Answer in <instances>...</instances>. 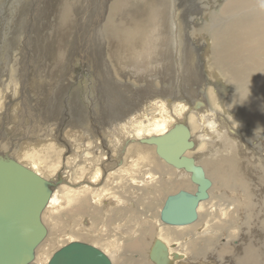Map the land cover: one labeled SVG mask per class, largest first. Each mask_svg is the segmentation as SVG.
Wrapping results in <instances>:
<instances>
[{
    "label": "bare ground",
    "instance_id": "1",
    "mask_svg": "<svg viewBox=\"0 0 264 264\" xmlns=\"http://www.w3.org/2000/svg\"><path fill=\"white\" fill-rule=\"evenodd\" d=\"M207 1L202 8H199L200 4L197 6L199 21L196 27L192 18L188 28L185 18L187 34L183 38L187 49L184 56L192 57L189 68L203 64L200 74L206 82L199 78L198 84L207 103L203 98H194L196 94L187 83L182 89L174 86L173 92L177 96L171 102H165L170 88L167 90L159 85L171 74L164 70L166 61L171 62L172 40L171 25L167 26V0H106L101 15L90 12L92 0L44 1L42 11L47 13V21L34 46L40 40L47 41V45L43 50L36 48L34 53L52 51L55 55L57 52L63 75L59 81L58 72L48 70L47 81L41 83L43 74H30L29 79L33 77L38 86L27 87L28 70L23 62H16L10 69V87L3 86L0 91V160L19 162L48 183L50 195L40 215V222L47 232L37 246L39 249H35V252H42L40 249L46 252L45 264L64 247L61 245L70 243L93 247L108 257L111 264H201L197 259L206 258L208 251L214 253L216 248L213 260L263 264L260 256H264V11L258 10L255 0H221L220 9L215 0ZM173 41H176L175 37ZM20 43L17 38L14 45ZM201 52L204 62L199 57ZM184 56L183 60L186 59ZM10 62L13 64L14 58ZM76 65L92 75L88 94L92 90L97 97L105 98L100 92L105 88L109 105L133 96L138 100V109L130 108L122 115V119L132 115L125 124H106L105 163H101L103 153L96 160L78 157L68 164L67 176L63 171L61 175L58 173L47 179L46 176H52L61 166L64 147L55 140L61 135L60 131L66 129L69 143L79 147L82 141L83 148L91 133L86 128L88 121L85 126L82 123L84 116L79 107L68 114L77 98L72 91L73 76L79 70L75 69ZM7 70L10 71L9 64ZM66 77L65 94L61 95L60 88L64 87ZM68 92L72 102L65 98ZM15 98L20 100L10 107ZM62 107L60 119L65 120L68 115L76 118L67 126L66 121H59ZM109 121L106 117V122ZM181 122L189 128L194 142L193 148L184 156L193 157L196 165L204 167L205 177L212 186L207 191L208 199L198 204L197 220L193 224L171 226L160 220L166 197L180 190L187 191L189 187L192 188L190 193H194L196 185L190 181L189 173L177 170L160 158L154 144L141 140L162 136ZM238 125L245 130L239 136L244 143L236 140L235 127ZM198 126L202 134H196ZM81 135L84 141L80 140ZM108 140L115 142L111 148ZM198 140L204 143L198 145ZM92 144L89 151L98 147V143ZM67 156H63L62 167L68 162L66 158H71ZM130 158L133 159V172L127 166ZM112 165L115 167L111 168ZM95 167H103L102 172L98 169L100 173L91 175L86 183H69L70 177L79 181L88 169L96 171ZM61 184L70 188H57ZM98 185L101 186L97 188ZM154 203L158 204L154 207ZM150 206L154 208L148 215ZM64 218L68 221L64 222ZM242 227L254 233L237 252L225 242L219 246L222 232L232 229L225 235L226 242H232ZM66 231H69L67 238L63 235ZM83 239L93 241L84 244ZM55 242L61 245H54ZM103 242L102 251L110 250V256L98 249ZM126 253L136 257L124 258ZM35 257L34 253L33 264H36Z\"/></svg>",
    "mask_w": 264,
    "mask_h": 264
},
{
    "label": "rangeland",
    "instance_id": "2",
    "mask_svg": "<svg viewBox=\"0 0 264 264\" xmlns=\"http://www.w3.org/2000/svg\"><path fill=\"white\" fill-rule=\"evenodd\" d=\"M44 1L45 0H0V91L1 89L3 88V86H9L8 84V76H9V73L11 72L10 69H12L14 67V64L17 62H23L22 64H24V66L27 68L28 70V77L26 76L25 79H26V82L28 80V84H26L27 87H35V86H38V83L37 81L34 79L31 78V80L29 79L31 77V75L33 74H36V73H41V78H40V82L42 83L43 81H47V79H45V77L47 78V71L50 70V71H56L58 72V80L60 81L61 79V75H63V66L61 64V59L59 58V54H57V52H55V55L54 52L50 51V52H42V53H39V55L37 54V52L34 53L35 49L37 48V50H43L44 46L47 45V41H44V40H40L38 43L37 46H34L36 45L37 43V39L41 36V32L45 26V23L47 21V13L43 12L42 11V7H44ZM186 1V2H185ZM194 1V0H193ZM193 1L192 0H167V5L168 6V11H169V16H168V22L167 23V26L169 28V26L171 25V31H170V37L172 35V40H170V52H169V56H170V59H171V62H169L168 60L166 61V66H165V71L168 72L170 75H169V78H167L165 80V82H163L162 84L160 83V87L162 86L163 88L167 89L170 88V92L167 93V95L164 97L165 99V102L169 103L171 102V100L173 98H175L177 95L173 92L174 90V86L176 88H180L182 89L183 85H185V83H187V85H189L191 88V91H193L194 94V98L198 99L199 97L200 98H204V93L201 91L202 88L199 86L198 84V79L200 78L201 81L203 82H206V79L205 77H202L203 74H200V72L202 71L203 72V64H196L195 66H193L191 69L189 68L188 66V62L189 60L192 58L191 56H184L185 52L187 51V49L185 48L186 46H184V40L183 38L185 37V34L186 33V30H185V18H186V22H187V27L189 28L190 24H191V19L193 18L194 20V26L196 27L198 25V21H199V17L197 15L198 13V10H197V6H199L200 4V7L199 8H202V5H206L208 3L207 0H195L194 1V4H193ZM216 1V5H218L217 7L220 9L221 7V0H215ZM185 2V3H184ZM196 2V3H195ZM183 5H182V4ZM198 3V4H197ZM219 3V4H218ZM94 4V5H92ZM180 4V5H178ZM193 4V5H192ZM37 5V6H36ZM102 5H106V0H92V3H90V12L93 13V15L95 14H98V15H101L102 13V8L104 6ZM102 6V7H101ZM181 6V8H180ZM186 6V7H185ZM192 6V7H191ZM195 6V7H194ZM48 8V10L50 9V7H48L47 5L45 6ZM173 7V8H171ZM98 8V9H97ZM185 8V9H184ZM182 9V10H180ZM171 11V12H170ZM212 11L215 13H217V11L213 8ZM196 12V13H195ZM186 13V14H185ZM190 13V14H189ZM46 14V15H44ZM174 14V15H173ZM195 14V15H194ZM216 15V14H215ZM191 16V17H190ZM220 16V15H218ZM25 17V18H24ZM184 17V18H183ZM190 19V20H189ZM198 19V20H197ZM41 20V21H40ZM14 21V22H13ZM178 21V22H177ZM220 21V20H218ZM182 24V26H181ZM184 24V25H183ZM189 24V25H188ZM197 24V25H196ZM180 26V27H179ZM16 28V29H15ZM175 32V33H174ZM14 33V34H13ZM46 33V32H45ZM178 33V34H177ZM189 33V31H188ZM5 35V36H4ZM176 39V41H173V39ZM19 38L20 39V44L19 45H14L15 44V40ZM29 39V40H28ZM182 42V43H181ZM193 42V41H192ZM175 43V44H174ZM33 44V46H32ZM23 45V46H22ZM173 45V46H172ZM193 45L195 47H197V49L199 48L198 46H196V44H194L193 42ZM17 46V47H16ZM174 47V48H173ZM24 48V49H23ZM73 48V46H72ZM14 50V51H13ZM205 50V48H204ZM13 51V52H12ZM16 51V52H15ZM17 53V54H16ZM53 53V54H52ZM36 55V56H35ZM183 56L186 57V59L183 60ZM18 57V58H17ZM56 57V58H55ZM197 57H198V54H197ZM202 61L204 62L205 58L203 56V52H201L200 56H199ZM11 58H14V62L13 64H11L10 62V59ZM55 58V59H54ZM204 58V59H203ZM20 61H19V60ZM34 63H33V61ZM40 59V60H39ZM43 59V61H42ZM51 59V60H50ZM54 59V60H53ZM57 59V60H56ZM38 60V61H37ZM40 61V62H39ZM45 62V63H44ZM48 63V64H47ZM53 63V64H52ZM8 64H9V72H8ZM28 64V65H27ZM35 64V65H34ZM183 64V65H182ZM29 67H27V66ZM53 66V67H52ZM77 68L75 69H79L78 72H76V75L74 74V76L72 75V70H71V76H73V81H72V91L75 92V96L77 97L76 100H74V103L76 104H73L72 106L74 108H70L71 110L69 111L68 114H71V112L75 111L76 108H78L80 110V112H82L83 116H84V121L82 122L85 125H87V121H88V126H86V128L90 131L91 130V133L90 135H87V139L88 141L86 142V147L83 148L81 146V144L83 143L82 141H80V145L79 147L78 146H74L73 145V142L70 144L69 142L71 141L69 138H67L66 134H65V131L66 129H63L62 131H60V134L58 138H56L55 140L59 142V144L64 147L63 148V153H62V158H61V166L60 168L56 171L55 174H53L52 176H46L47 179L49 177H53L54 175L56 174H60L63 173L64 171V175H68L67 172V169H68V164L70 163V161L76 159V158H89V157H93L95 160L97 159V157H100L101 154L103 153V157L101 156L100 158H106V151H105V148H106V142L105 140L106 139H103L105 138L106 136V133H105V126L106 124L109 125V124H117V125H122V124H125L127 123L128 118L126 119H122V115L130 108H135V111H137L138 109V100L136 98H134L133 96H131L130 98H128L127 100L124 101V98H122L120 101L117 102V104H110L109 105V101L106 99V92H105V88L104 89H100V92L102 93V95L105 97V98H102V97H97V93L94 92V91H90L89 94H88V87H89V84L92 82L93 83V78H92V75L87 72V71H82L80 66L76 65ZM57 67V68H55ZM188 67V68H187ZM194 67H196V69H194ZM7 68V69H6ZM55 68V69H54ZM3 69V70H2ZM52 69V70H51ZM193 70V71H192ZM31 71L33 73H31ZM195 71L197 73H195ZM8 72V73H7ZM45 72V73H44ZM205 72V75L207 76L206 73H208L207 71V68L204 70ZM8 74V75H7ZM31 74V75H30ZM68 76V75H67ZM77 76V77H76ZM188 77L191 79H188ZM54 78V76H53ZM52 78V79H53ZM184 78V79H183ZM209 79V78H208ZM66 80V81H65ZM179 80V83H177L176 81ZM30 81H33L35 83L32 84V82ZM50 81V80H49ZM170 81V82H169ZM24 82V84L26 83ZM54 82H57L55 79H54ZM66 82H67V77L64 79L63 83H64V87H61L60 89V94L61 95H64L65 92V88H66ZM77 82V83H76ZM167 82H168V85H167ZM188 82H191L188 84ZM219 82V80H218ZM30 84V85H29ZM74 84V85H73ZM83 84V85H82ZM97 84V82H96ZM195 85V86H194ZM155 86V84H154ZM169 86V87H168ZM193 86V87H192ZM198 86V87H197ZM167 87V88H166ZM195 87V88H194ZM197 87V88H196ZM20 91H21V88L19 87ZM28 89V88H27ZM31 90H34L33 88H30ZM98 87H96V91H97ZM24 90V89H23ZM67 90V89H66ZM198 90V92H196ZM84 91V92H82ZM71 92V91H70ZM70 92H68L66 95H65V98H67V101L70 100V102H72L71 99H69L68 97L71 95ZM94 92V93H93ZM201 92V93H200ZM77 93V94H76ZM200 95H199V94ZM69 94V95H68ZM202 95V96H201ZM168 97V98H167ZM172 97V98H171ZM199 98V100H201ZM1 99V98H0ZM16 99V98H15ZM14 99V102L10 105V107L17 103V101H19L20 99ZM89 99V100H87ZM97 99V100H96ZM106 99V100H105ZM179 100V98H178ZM181 101H183L182 99H180ZM66 101V102H67ZM76 101V102H75ZM78 101V102H77ZM205 102L207 103L206 99H205ZM100 103V105H99ZM102 104V105H101ZM75 105V106H74ZM113 105V106H112ZM132 105V106H131ZM50 105H47L46 107L49 108ZM100 106V107H99ZM41 108H43L44 106H40ZM115 107V108H114ZM123 107V109H122ZM209 107H210V104H209ZM65 111L68 110V107L66 106L65 108ZM67 109V110H66ZM120 109V110H119ZM212 110V108H210ZM93 110H96L95 112H93ZM85 113H84V112ZM200 111H202L200 109ZM199 111V112H200ZM213 111V110H212ZM1 112V111H0ZM116 112V113H115ZM152 111H149V113H151ZM195 112V111H194ZM62 113H63V107H62V112L60 113L61 115H59V121H66V126L70 123V122H73L76 120V118H73V116L71 115H68L66 117L65 120H62L60 119V117L62 116ZM119 113V114H118ZM191 112H189L190 114ZM198 113V111L196 112V114ZM96 114V115H95ZM116 114V115H115ZM55 115V113H54ZM97 115H99L97 117ZM143 115H144V110H143ZM91 116L89 120L87 117ZM106 117L110 118V121L107 123L106 122ZM230 119H234V117H229ZM228 118V120L230 121V119ZM68 119V120H67ZM99 119V120H98ZM101 119V120H100ZM105 120V122H104ZM69 121V122H68ZM101 121V122H100ZM76 123V122H75ZM93 123V124H92ZM183 123V122H181ZM231 123V121H230ZM177 124V123H176ZM199 124V122H198ZM94 125V126H93ZM97 125V126H96ZM200 125V124H199ZM92 126V127H91ZM65 127V125H64ZM95 127V128H94ZM99 127V128H98ZM173 127V126H172ZM171 127V128H172ZM199 127V126H198ZM78 128V127H77ZM233 128V127H231ZM236 140H238L240 143H244L243 140L239 137L241 134H244L245 133V130L244 129H241L240 126H236ZM86 129V130H87ZM99 129V130H98ZM102 130H104L102 132ZM114 130H117L119 132V134H121V131L117 128H115ZM238 130H240L241 132H239ZM88 132V131H87ZM102 133L104 134V136H102ZM202 134L201 133V129L199 127V130L196 134ZM100 134V135H99ZM96 136V137H95ZM65 138V139H64ZM81 139L80 140H83L84 141V136L81 135L80 137ZM83 138V139H82ZM102 138V140H101ZM58 139V140H57ZM93 139L95 141H93ZM241 139V140H240ZM61 142H60V141ZM65 140H67L65 142ZM70 140V141H68ZM92 140V141H90ZM74 141V140H73ZM97 141V142H96ZM110 141V142H109ZM93 142L95 143H98V147H94V150L93 151H89L93 146L94 144H92ZM103 142L104 145L101 146V143ZM108 147L111 148V146L115 143L113 140H108ZM112 142V143H111ZM198 142V145L204 143L202 140L201 141H196ZM78 143V144H79ZM63 144V145H62ZM74 144H77L75 141H74ZM247 145H249L248 143H246ZM65 145V146H64ZM100 145V146H99ZM197 145V146H198ZM92 146V147H90ZM131 146V145H130ZM244 146V145H243ZM76 147V148H75ZM90 147V148H89ZM251 147V146H250ZM66 148V149H65ZM74 150H73V149ZM79 150H78V149ZM86 150V151H83V150ZM96 149L98 151H96ZM66 150V152L64 151ZM121 150V148H120ZM78 152L79 154L77 153H73V152ZM83 151V152H82ZM101 151V152H100ZM104 151V152H103ZM89 154H88V153ZM94 152V153H93ZM120 152V151H119ZM73 153V154H71ZM84 153V154H83ZM87 153V155H86ZM75 154V155H74ZM98 154V156H96ZM198 154V153H197ZM196 153H194L195 156H198ZM64 155H68L67 157H70L71 158H66L68 160V162L66 163V165H63V156ZM73 155V156H72ZM86 155V157H85ZM84 156V157H83ZM88 156V157H87ZM116 156V155H115ZM71 159V160H70ZM131 160H129L127 162V166L130 168V171L133 172V168H134V164L133 163V159L130 158ZM122 161V160H121ZM106 161H104V159L102 160V164L105 163ZM128 163H131V164H128ZM81 165V164H79ZM115 165V164H114ZM112 165L111 168H114L115 166ZM202 166V165H201ZM62 167V168H61ZM94 167V166H93ZM203 167V166H202ZM91 168V166L89 167ZM204 168V167H203ZM96 171L99 169L98 167H95ZM62 170V171H61ZM101 172L103 170V167L99 169ZM91 171L90 169L87 170L86 174H84V176L82 177V179H80L79 181H75V179H72L70 177V180H69V183L70 184H84L86 183L87 181H89L90 177H92L91 175H93V177L96 175V173H100V171ZM89 171L91 173H89ZM112 171V170H111ZM115 172V171H114ZM89 175V176H88ZM133 175V174H132ZM128 176V175H127ZM127 176H121V177H127ZM99 181V180H98ZM193 185V184H192ZM61 186H64V187H67V185H59L57 188H60ZM101 185H98L97 188H99ZM67 188H70L69 186ZM95 188V189H97ZM190 189H186L188 192H190L192 190L191 187H189ZM152 204V203H151ZM158 204V203H157ZM156 203H154V207L155 205H157ZM148 207L147 208V214L148 215H151V210L154 208V207ZM69 206L66 207L65 210H69ZM155 211V209L153 210ZM258 212H256L255 215H257ZM263 213V212H262ZM260 212V214H262ZM139 217V216H138ZM138 219V222H140V218H137ZM68 221V218H64V222H67ZM82 226V225H81ZM75 232L77 233H80L78 232L76 229H74ZM229 231H232V229H228ZM227 230V231H228ZM218 232L221 233V237L222 240L220 242H218L219 244H217V246H221L224 242L225 244H227L228 246H232L233 249L236 250V252L238 251V249H240L241 245L244 244V242L248 239L250 240V237L253 235L254 231L250 232L249 233V230L247 228H244L242 227L240 229V231L238 232V236L236 237V240H233L232 242L229 241V242H226V232ZM68 232L69 231H66L63 235L65 238H67V235H68ZM247 234V235H246ZM249 234V235H248ZM223 235V236H222ZM59 238H62L61 236H59ZM244 238V239H243ZM224 239V240H223ZM264 239V238H262ZM63 240V239H61ZM85 239H83L82 241H84ZM91 241L93 240H90L88 241L85 240L83 243L85 244V242L87 243H90ZM240 241H243V242H240ZM98 241H94L93 243H97ZM86 243V244H87ZM104 243H98L100 244V246L98 247V249H100V251L104 250ZM229 243V244H228ZM57 245V242L54 243V245ZM91 244V243H90ZM49 245L51 246V241L49 243ZM58 245H61V243H59ZM57 245V246H58ZM93 245V244H92ZM124 245V243H123ZM62 246H65V245H61L60 247ZM59 247V248H60ZM38 248V247H37ZM58 248V249H59ZM39 249V248H38ZM37 249V250H38ZM36 250V251H37ZM42 252L40 251H37L35 252V262L36 264H45L46 261V252L42 249H40ZM233 250V251H235ZM56 251V250H55ZM105 255H108L110 256V250L106 249V253L105 251H102ZM217 252V248L215 249V252L212 253V252H209L207 253V257H202L201 258H198L197 261L201 264H234L232 261H228L226 262V259L225 260H221V261H216V260H213L215 259V254ZM38 254V256H37ZM43 254V255H42ZM40 255V256H39ZM52 255V254H51ZM50 255V256H51ZM128 256V258H135L136 255L135 254H131L129 256V253H126L124 254V258H126ZM145 258H146V255L144 254L143 255ZM264 256L261 255L260 256V261L264 264ZM205 258V259H204ZM111 259V258H110ZM220 260V259H219ZM183 264V263H182ZM196 264V263H195Z\"/></svg>",
    "mask_w": 264,
    "mask_h": 264
},
{
    "label": "water",
    "instance_id": "3",
    "mask_svg": "<svg viewBox=\"0 0 264 264\" xmlns=\"http://www.w3.org/2000/svg\"><path fill=\"white\" fill-rule=\"evenodd\" d=\"M189 128L175 124L164 135L141 140L156 146L168 165L190 174L194 193L184 190L166 197L160 220L171 226H188L197 220V207L208 199L211 181L202 166L184 153L193 148ZM50 195L48 183L16 161L0 160V264H33L36 247L46 235L41 211ZM47 264H111L89 245L70 243L54 253Z\"/></svg>",
    "mask_w": 264,
    "mask_h": 264
},
{
    "label": "clouds",
    "instance_id": "4",
    "mask_svg": "<svg viewBox=\"0 0 264 264\" xmlns=\"http://www.w3.org/2000/svg\"><path fill=\"white\" fill-rule=\"evenodd\" d=\"M256 7L260 11H264V0H255Z\"/></svg>",
    "mask_w": 264,
    "mask_h": 264
}]
</instances>
